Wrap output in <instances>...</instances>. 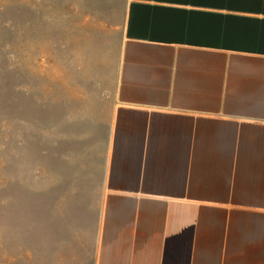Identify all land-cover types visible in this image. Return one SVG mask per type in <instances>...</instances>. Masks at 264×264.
<instances>
[{
    "label": "crops",
    "instance_id": "obj_1",
    "mask_svg": "<svg viewBox=\"0 0 264 264\" xmlns=\"http://www.w3.org/2000/svg\"><path fill=\"white\" fill-rule=\"evenodd\" d=\"M110 102L90 264H264V0H127Z\"/></svg>",
    "mask_w": 264,
    "mask_h": 264
},
{
    "label": "rangeland",
    "instance_id": "obj_2",
    "mask_svg": "<svg viewBox=\"0 0 264 264\" xmlns=\"http://www.w3.org/2000/svg\"><path fill=\"white\" fill-rule=\"evenodd\" d=\"M126 1L0 0V264H90L84 131L105 125Z\"/></svg>",
    "mask_w": 264,
    "mask_h": 264
}]
</instances>
